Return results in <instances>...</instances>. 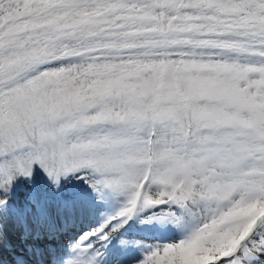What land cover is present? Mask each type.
<instances>
[{"label": "snow or ice", "instance_id": "6c2138e0", "mask_svg": "<svg viewBox=\"0 0 264 264\" xmlns=\"http://www.w3.org/2000/svg\"><path fill=\"white\" fill-rule=\"evenodd\" d=\"M10 220L48 264H264V0H0Z\"/></svg>", "mask_w": 264, "mask_h": 264}, {"label": "bare ground", "instance_id": "6f19581e", "mask_svg": "<svg viewBox=\"0 0 264 264\" xmlns=\"http://www.w3.org/2000/svg\"><path fill=\"white\" fill-rule=\"evenodd\" d=\"M36 231L37 229L35 228V226H33L32 235H26V229L24 226H21L14 220H10L7 223L6 227L5 246L0 247V264H21V262H25L23 264H34L33 260L35 263L37 262L39 264H48V260L46 257L50 248L48 247L49 244H47V242H51L52 238L48 237L47 235L37 237L35 234ZM46 238L49 240L46 241ZM59 238L60 237H56L53 240H57ZM18 239L30 240L32 242L28 243L26 246H18V244L20 243ZM39 240L40 244L33 247L30 246L32 243ZM52 246L57 248L62 247V245L58 242H54ZM36 252L42 253L43 255L38 256L35 254ZM3 257H5L4 259L6 261L2 259ZM18 258H20V263L18 262Z\"/></svg>", "mask_w": 264, "mask_h": 264}, {"label": "rangeland", "instance_id": "374dc122", "mask_svg": "<svg viewBox=\"0 0 264 264\" xmlns=\"http://www.w3.org/2000/svg\"><path fill=\"white\" fill-rule=\"evenodd\" d=\"M35 180H36L37 186L41 190H43L45 188V179H44L43 173L41 171H39V169L37 170V174H36ZM20 197H21V203L23 204L24 203V191L23 190H21V192H20ZM24 239H22V240L21 239H18L20 241V243L18 244V246H20V245L26 246L28 243H31L32 242L30 240H24ZM45 240L47 241L49 239L46 238ZM54 242H56V243L58 242L59 244L63 245L64 244V239H61V238H59L57 240L51 239V242L50 241L47 242V244H49L48 247L51 250H57V249H59L57 247L52 246V244H54ZM38 244H40V240L32 243L30 246L33 247V246H37ZM4 258L5 257H3L2 259H4ZM18 259H20V258H18ZM4 261H6V260L4 259ZM33 263L35 264L34 260H33ZM13 264H16V263H13Z\"/></svg>", "mask_w": 264, "mask_h": 264}]
</instances>
